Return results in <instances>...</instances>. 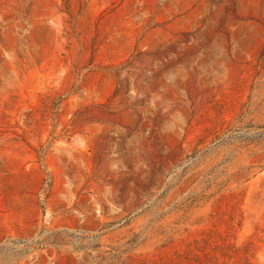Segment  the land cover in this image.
Segmentation results:
<instances>
[{"label":"rangeland","instance_id":"obj_1","mask_svg":"<svg viewBox=\"0 0 264 264\" xmlns=\"http://www.w3.org/2000/svg\"><path fill=\"white\" fill-rule=\"evenodd\" d=\"M0 264H264V0H0Z\"/></svg>","mask_w":264,"mask_h":264}]
</instances>
